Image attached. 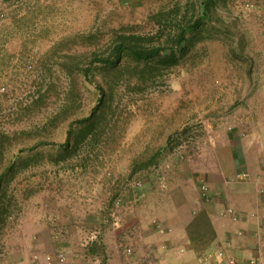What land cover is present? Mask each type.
<instances>
[{
	"label": "rangeland",
	"instance_id": "374dc122",
	"mask_svg": "<svg viewBox=\"0 0 264 264\" xmlns=\"http://www.w3.org/2000/svg\"><path fill=\"white\" fill-rule=\"evenodd\" d=\"M262 1L0 0V264L149 259L170 192L212 172L208 124L243 103L222 75ZM124 34L174 53L93 60Z\"/></svg>",
	"mask_w": 264,
	"mask_h": 264
},
{
	"label": "crops",
	"instance_id": "0c3cea01",
	"mask_svg": "<svg viewBox=\"0 0 264 264\" xmlns=\"http://www.w3.org/2000/svg\"><path fill=\"white\" fill-rule=\"evenodd\" d=\"M255 16L253 27L248 25L239 45L231 49L239 70L222 75L225 83L243 84L229 92L243 103L229 110L219 124L208 120L215 144L212 172L204 182L211 199L203 201L199 191L190 193L184 186L170 192L167 206L172 217L158 224L164 240L149 259L144 255L130 264H213L215 252L225 245L226 253L240 264L252 256L264 264V8ZM237 172L248 177L237 179ZM180 176L185 180L187 174Z\"/></svg>",
	"mask_w": 264,
	"mask_h": 264
},
{
	"label": "trees",
	"instance_id": "16d2710c",
	"mask_svg": "<svg viewBox=\"0 0 264 264\" xmlns=\"http://www.w3.org/2000/svg\"><path fill=\"white\" fill-rule=\"evenodd\" d=\"M199 23V19H196L193 22H188L183 26H180L179 31L174 39V43L178 48H182V43L185 39L186 33L191 29L197 28ZM141 39H143V37L138 35H120L113 41L110 54L101 58L94 56L93 60H99L107 64H117L125 54L131 56L136 60H149L163 55L171 56L174 53L172 48L167 45H146L140 42ZM96 85L99 88L100 92L99 97L97 98V103L95 104L92 111H94L98 107L103 95L101 87L98 84Z\"/></svg>",
	"mask_w": 264,
	"mask_h": 264
},
{
	"label": "built area",
	"instance_id": "2783aa9c",
	"mask_svg": "<svg viewBox=\"0 0 264 264\" xmlns=\"http://www.w3.org/2000/svg\"><path fill=\"white\" fill-rule=\"evenodd\" d=\"M264 2V0L262 1ZM257 6V5H256ZM253 3L251 2H245L243 7H242V19L243 22L245 23L248 19H249V14L250 12L254 9V7H256ZM182 157V156H180ZM235 177L237 179H246L248 177V174L246 172H237L235 174ZM198 191H199V196L203 201H209L212 197V192L208 186V184L204 181H202L199 184L198 187ZM116 204H119V201L116 202ZM228 213L232 214L233 213V209L232 208H227L226 210ZM261 226L264 227V218L261 219ZM226 246H223L222 248H219L214 256H213V264H240L235 258L231 257L230 255H228L226 253ZM125 254L130 256L132 255V248L128 247L125 249ZM63 257H59V260H62ZM262 261L259 257L256 256H252L248 259L247 264H261ZM46 264H52L50 260H47Z\"/></svg>",
	"mask_w": 264,
	"mask_h": 264
}]
</instances>
